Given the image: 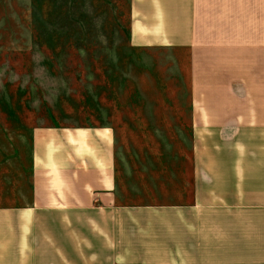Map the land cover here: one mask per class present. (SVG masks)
<instances>
[{"label":"crops","instance_id":"0c3cea01","mask_svg":"<svg viewBox=\"0 0 264 264\" xmlns=\"http://www.w3.org/2000/svg\"><path fill=\"white\" fill-rule=\"evenodd\" d=\"M129 17L132 49L172 57L154 81L183 65L188 108L36 128L28 170L0 150V264H264V0Z\"/></svg>","mask_w":264,"mask_h":264},{"label":"rangeland","instance_id":"374dc122","mask_svg":"<svg viewBox=\"0 0 264 264\" xmlns=\"http://www.w3.org/2000/svg\"><path fill=\"white\" fill-rule=\"evenodd\" d=\"M129 32V0H0V150L11 165L28 170L39 127L119 130L136 122L131 111L188 108L183 65L154 81L172 57L132 49Z\"/></svg>","mask_w":264,"mask_h":264}]
</instances>
